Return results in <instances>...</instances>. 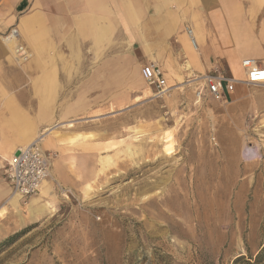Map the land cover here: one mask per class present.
I'll return each instance as SVG.
<instances>
[{
  "label": "rangeland",
  "instance_id": "374dc122",
  "mask_svg": "<svg viewBox=\"0 0 264 264\" xmlns=\"http://www.w3.org/2000/svg\"><path fill=\"white\" fill-rule=\"evenodd\" d=\"M187 81L47 133L80 132L77 184L0 235V264H264V86L218 102Z\"/></svg>",
  "mask_w": 264,
  "mask_h": 264
},
{
  "label": "crops",
  "instance_id": "0c3cea01",
  "mask_svg": "<svg viewBox=\"0 0 264 264\" xmlns=\"http://www.w3.org/2000/svg\"><path fill=\"white\" fill-rule=\"evenodd\" d=\"M13 27L32 52L26 62L4 39ZM245 58L264 66V0H0V235L49 217L60 191L77 184L80 132L62 131L41 144L59 154L51 178L38 194L13 199L6 161L39 134L143 98L144 65L177 84L215 64L243 79ZM253 90L239 83L225 101Z\"/></svg>",
  "mask_w": 264,
  "mask_h": 264
},
{
  "label": "built area",
  "instance_id": "2783aa9c",
  "mask_svg": "<svg viewBox=\"0 0 264 264\" xmlns=\"http://www.w3.org/2000/svg\"><path fill=\"white\" fill-rule=\"evenodd\" d=\"M191 45L197 49V41L193 29L187 28ZM15 41L14 53L20 62H26L32 57V52L19 40V32L13 27L5 39ZM244 78L237 79L228 74L221 66L215 64L203 74L193 75L189 82L196 83V97H210L215 101H225V95L234 92L239 83L245 86H264V66L256 59L245 58L242 60ZM143 80L150 88L155 90L157 97L168 95L173 87L168 83L162 68L155 64H147L141 68ZM45 136L37 137L30 145L20 148L7 162V177L13 185V194L28 198L38 194L50 177L51 153L47 154L42 149Z\"/></svg>",
  "mask_w": 264,
  "mask_h": 264
},
{
  "label": "bare ground",
  "instance_id": "6f19581e",
  "mask_svg": "<svg viewBox=\"0 0 264 264\" xmlns=\"http://www.w3.org/2000/svg\"><path fill=\"white\" fill-rule=\"evenodd\" d=\"M195 33V32H194ZM5 39V38H4ZM5 41H7V42H12L14 45H15V41L13 40V39H10V38H8V39H5ZM194 48V47H193ZM194 51V50H193ZM199 52V51H198ZM67 126H69V127H72L73 126V123L72 122H69L68 123V125ZM50 130V129H49ZM44 136V134L42 135V137ZM163 139H162V142H163V152H164V154L166 155V157H173V153L175 152L174 151V147H173V142H174V140H173V138H172V136H171V134H164V136L162 137ZM169 160V159H168ZM47 182V181H46ZM46 182H44V184L46 183ZM43 184V185H44ZM43 188V186L41 187V189ZM48 190V189H47ZM45 194V191L43 190L42 191V194ZM20 196H18V195H16V194H14L13 195V199L17 202V199L19 198Z\"/></svg>",
  "mask_w": 264,
  "mask_h": 264
},
{
  "label": "trees",
  "instance_id": "16d2710c",
  "mask_svg": "<svg viewBox=\"0 0 264 264\" xmlns=\"http://www.w3.org/2000/svg\"><path fill=\"white\" fill-rule=\"evenodd\" d=\"M8 241H9V239L0 242V248L3 247L5 244H7ZM263 256H264V248H263L262 251L259 253V255H258V259L260 260Z\"/></svg>",
  "mask_w": 264,
  "mask_h": 264
}]
</instances>
